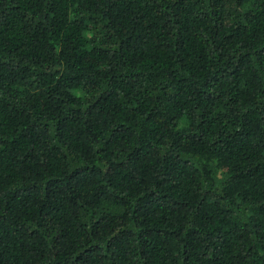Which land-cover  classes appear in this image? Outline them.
<instances>
[{"label": "trees", "instance_id": "16d2710c", "mask_svg": "<svg viewBox=\"0 0 264 264\" xmlns=\"http://www.w3.org/2000/svg\"><path fill=\"white\" fill-rule=\"evenodd\" d=\"M0 264H264V0H0Z\"/></svg>", "mask_w": 264, "mask_h": 264}]
</instances>
